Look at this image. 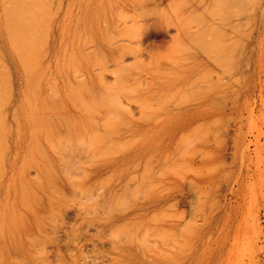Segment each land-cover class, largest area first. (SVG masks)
I'll use <instances>...</instances> for the list:
<instances>
[{
    "label": "rangeland",
    "instance_id": "rangeland-1",
    "mask_svg": "<svg viewBox=\"0 0 264 264\" xmlns=\"http://www.w3.org/2000/svg\"><path fill=\"white\" fill-rule=\"evenodd\" d=\"M237 1L0 0V162L31 191L48 180L0 261L264 264V0ZM153 8L162 26L140 42L134 23ZM109 37L138 57L118 63ZM184 74L193 85L161 87Z\"/></svg>",
    "mask_w": 264,
    "mask_h": 264
},
{
    "label": "bare ground",
    "instance_id": "bare-ground-1",
    "mask_svg": "<svg viewBox=\"0 0 264 264\" xmlns=\"http://www.w3.org/2000/svg\"><path fill=\"white\" fill-rule=\"evenodd\" d=\"M99 1V0H98ZM110 1V0H109ZM171 2H172V0H170ZM187 1V0H186ZM189 1V0H188ZM236 1V0H235ZM238 1H241V0H238ZM237 1V2H238ZM176 2H177V0H176ZM236 2V3H237ZM100 3V2H99ZM99 3H98V5H99ZM115 3V2H114ZM173 3H175L174 2V0H173V2H172V5H173ZM177 3H180V0H178V2ZM177 3H175V5L177 4ZM235 3V2H234ZM232 1H231V5L232 4H234ZM243 3V2H242ZM239 4H241L240 2H239ZM97 4H96V6H97V11L96 10H94V12H98V13H100L101 12V7H100V9H99V6H98ZM115 5V4H114ZM169 5H170V3H169ZM177 5H179V4H177ZM234 5H237V4H234ZM234 5H232V7L234 6ZM101 6V5H100ZM116 6V5H115ZM136 5H134V7H135ZM138 6H141V5H138ZM171 6V5H170ZM169 6V7H170ZM238 6V5H237ZM105 7V6H104ZM119 7V6H118ZM144 6H141L140 8H143ZM171 7H173V6H171ZM175 7V6H174ZM192 7H194V6H192ZM138 8V7H137ZM137 8H136V12L138 11L137 10ZM164 8H166V7H164ZM177 8H179V7H177ZM234 8V7H233ZM235 8H236V6H235ZM95 9V8H94ZM103 9H105V8H103ZM115 9H117V8H115ZM154 9V8H153ZM158 9L159 8H157L156 10H155V12H156V20H153V18H152V20L150 19V20H145L146 19V15H143V17H145L144 19L142 18V20H144L143 22L142 21H139V23H134V25H135V27L137 28L138 27V37L140 38V42L141 41H145V40H149L151 43H152V41H154L155 42V39H157L156 38V36H157V32H159L160 31V27L162 26V24H160V21H157V12H158ZM162 9V8H161ZM161 9H160V11H161ZM98 10H100V12L98 11ZM142 10V9H141ZM162 10H164V9H162ZM170 10H172V9H170ZM173 10H175L174 8H173ZM172 10V11H173ZM237 10V9H236ZM115 11V10H114ZM117 11V10H116ZM116 11H115V13H116ZM144 11H146V9L145 10H142V12H144ZM152 11V10H151ZM151 11H149V12H147V13H151ZM141 12V11H140ZM155 12H152L151 14H155ZM165 12V11H164ZM176 12H178L177 11V9H176ZM229 11H226L225 13L227 14ZM238 12H239V10H238ZM238 12H236V13H238ZM97 13V14H98ZM119 13V12H118ZM132 13H134V12H132ZM146 13V14H147ZM163 13V12H162ZM166 13V12H165ZM233 13H234V11H233ZM235 13V14H236ZM240 13H242L241 11H240ZM111 14V13H110ZM158 14H159V12H158ZM160 14H161V12H160ZM225 14V15H226ZM95 15V14H94ZM101 15V14H100ZM112 15V14H111ZM163 15H164V13H163ZM192 15V14H191ZM238 15L239 14H237V17H238ZM96 16V15H95ZM136 14H135V18H136ZM142 16V15H141ZM162 16V15H161ZM164 16H166V15H164ZM227 16L229 17V13L227 14ZM97 18L99 17V16H96ZM101 17V16H100ZM163 17V16H162ZM227 17V18H228ZM236 17V16H235ZM96 18V19H97ZM105 18V17H104ZM130 18H134V16L133 17H130ZM161 18V17H160ZM188 18V17H187ZM194 18H195V16H194ZM138 19V18H137ZM147 19H148V17H147ZM159 19V18H158ZM189 19H190V17L188 18V22H190L189 21ZM197 19V18H196ZM98 20V19H97ZM134 20V19H133ZM160 20V19H159ZM185 20V19H184ZM183 20V21H184ZM191 20V19H190ZM200 20V19H199ZM222 20H224L223 18H222ZM242 20V19H241ZM240 20V21H241ZM99 21V20H98ZM192 21V20H191ZM201 21V20H200ZM202 21H203V19H202ZM202 21H201V23H202ZM205 21V20H204ZM138 22V21H137ZM209 21H207L206 22V24L208 23ZM212 22V21H211ZM115 26H116V24L115 23H113ZM121 24H124V23H122L121 22ZM186 24V23H185ZM188 24V23H187ZM199 24V23H198ZM203 24V23H202ZM205 24V25H206ZM209 24V23H208ZM212 24V23H211ZM220 24V23H219ZM233 24V23H232ZM125 25V24H124ZM139 25V26H138ZM201 25V24H200ZM187 26H189V24L187 25ZM209 26V25H208ZM211 26H213V27H211ZM210 26V29L211 28H213L212 29V31L213 30H215L216 28H214V27H216V25L215 24H212ZM219 26V25H218ZM228 26H230L231 27V23L228 25ZM233 26V25H232ZM237 26V25H236ZM124 27H126V25L124 26ZM186 27V26H185ZM199 27V26H198ZM197 27V28H198ZM238 27H240L239 25H238ZM237 27V28H238ZM187 28V27H186ZM204 28V26L202 27V29ZM218 28V27H217ZM222 28V27H221ZM241 28V27H240ZM201 29V28H200ZM200 29H198V30H200ZM205 29L207 30V28H204V31H205ZM233 31H237V29H236V27L234 26V27H232L231 28ZM186 30H189V29H186ZM198 30L196 31V32H198ZM224 30H226V29H224ZM224 30H220V32L221 31H224ZM239 30V29H238ZM203 31V32H204ZM212 31L210 30V33H212ZM218 31V30H217ZM216 31V32H217ZM227 31V30H226ZM188 32V31H187ZM190 32V31H189ZM194 32V31H193ZM193 32H191L192 33V35H195V33L193 34ZM201 32V31H200ZM198 33L200 36L203 34V32L202 33ZM207 32V31H206ZM206 32H204V34L206 33ZM209 32V31H208ZM215 32V33H216ZM229 32V31H228ZM232 31H230V33H226L225 31H224V33H226V34H230L232 37H233V34H234V32H232ZM106 33V32H105ZM191 33H188L189 34V36H190V34ZM218 33V32H217ZM106 34H108V33H106ZM186 34V33H185ZM203 34V35H204ZM239 34V33H238ZM240 34H242V31H241V33ZM243 34H245V33H243ZM199 35L197 36V33H196V36H195V38H193V36H191L190 38H189V41L191 40V38H192V41H193V39H196V38H198L199 37ZM202 35V36H203ZM206 35H208V34H205V36ZM218 35V34H217ZM246 35V34H245ZM186 36V35H185ZM205 36L204 37H202V41H203V38H205ZM220 36H222V38L224 39V38H226V36H225V34L224 35H220ZM230 36V37H231ZM249 36V35H248ZM208 37V36H207ZM229 37V38H230ZM239 37V36H238ZM242 37V36H241ZM116 38V37H115ZM139 38H138V40H139ZM228 38V37H227ZM237 38V37H236ZM248 38V37H247ZM107 39V41H106V43H110V41H112L111 40V38L109 37V38H106ZM105 39V40H106ZM108 39H110V41L108 40ZM114 39V38H113ZM206 39V38H205ZM216 39V38H215ZM232 40H233V38H231ZM242 39V38H241ZM104 40V41H105ZM115 40V39H114ZM121 40H122V42H124L125 40H123V39H119L117 42H121ZM197 40H199L200 41V39L198 38ZM197 40H195L194 42H198ZM229 40V41H228ZM227 41L229 42V44H231V43H234V44H232V46L230 45V47L229 48H227V42L225 43V46H226V48L227 49H229V51H231L230 50V48L231 49H233L234 50V48L236 47L237 48V46L235 45L236 43L235 42H230L231 40L230 39H228ZM240 40V39H239ZM246 40V39H245ZM99 41V40H98ZM148 41V42H149ZM191 41V43H194V42H192ZM208 40L206 39L205 40V42L203 41V42H198L197 44H195V45H198V46H200L199 44L201 43V44H203V43H205L206 44V42H207ZM213 41H215V44L218 42V39L217 40H212V42ZM217 41V42H216ZM220 41V40H219ZM224 41V40H223ZM222 41V42H223ZM101 42V41H100ZM115 42V43H114ZM114 42H111L110 44H112V46H114L117 42L116 41H114ZM121 42V43H122ZM128 42V41H127ZM136 42V41H135ZM147 42V43H148ZM153 42V43H154ZM208 42H210V39H209V41ZM207 42V44L209 45V43ZM248 42H250L249 41V39H248ZM114 43V44H113ZM126 43V42H125ZM129 43V42H128ZM130 43H133V42H130ZM146 43V44H147ZM152 43V44H153ZM214 43V42H213ZM219 43H221V42H219ZM218 43V44H219ZM237 43H239V42H237ZM118 44V43H117ZM143 44H144V42H143ZM155 44V43H154ZM205 44H203V45H201L202 47H201V49H203V46H204V50H206V48L208 47V45L207 46H205ZM215 44H213V45H211L212 46V48H215V46H217V44L215 45ZM223 44V43H222ZM221 44V45H222ZM229 44H228V46H229ZM249 44V43H248ZM101 45H103V44H101ZM109 45V44H108ZM215 45V46H214ZM240 45V43L238 44V46ZM246 45H247V43H246ZM126 46H129V48H127ZM185 45H183L182 47H184ZM210 46V45H209ZM224 45H222L221 47H225ZM233 46H235V47H233ZM115 47H117V48H120V49H118L117 50V48L115 49ZM114 48H112V50L113 51H116L117 50V53H118V51H120V50H122V52H123V54L120 56V55H118V63H122L125 59V54L127 53V55H128V49H129V53L130 54H133V53H131L132 51H134V53L136 54V52H135V50L134 49H132V47L130 48V45H127V44H118V46L116 45ZM140 46H138V48H139ZM178 47V46H177ZM181 47V48H182ZM220 47V46H219ZM241 47H242V44H241ZM250 47V46H249ZM108 48V47H107ZM186 48V51H189V50H187V48H189L188 46H186L185 47ZM185 48H183L184 50L183 51H185ZM200 48V47H199ZM212 48H211V50H212ZM218 47H216L215 49H217ZM235 48V49H236ZM110 49H111V46H110ZM115 49V50H114ZM175 49H177L178 50V48H176L175 47ZM191 49H194V48H191ZM191 49H190V51H191ZM200 49V50H201ZM208 49H210V47H208ZM226 49V50H227ZM239 49V47L237 48V50ZM242 49V48H241ZM132 50V51H131ZM177 50H175V51H173V53L175 52V53H177ZM210 50V51H211ZM226 50L224 51V50H220V51H218L219 53L221 52V51H223L224 53H225V55L223 54V53H220L219 55H217V56H215V57H213V59H217V58H219V56H222V55H224L226 58H227V54H226ZM232 50V51H233ZM252 50V49H251ZM111 51V50H110ZM182 51V52H183ZM193 51V50H192ZM203 51V50H202ZM210 51H209V53H210ZM216 52V50H212V52L211 53H213V52ZM121 52V51H120ZM179 52H181L180 51V49H179ZM178 52V53H179ZM208 51H206L205 53H207ZM236 52V51H235ZM189 53V52H188ZM208 53V54H209ZM232 53L233 52H231L230 54V56H229V53H228V56H229V60H231L230 58H231V56H232ZM250 53H252V51H250ZM114 54V53H113ZM113 54H112V56H113ZM214 54V53H213ZM218 54V53H217ZM249 54V53H248ZM115 55H117V54H114V56ZM138 55V51H137V54H136V56ZM143 55V54H142ZM250 55V54H249ZM113 56V57H114ZM119 56H120V58H119ZM183 56V55H182ZM189 56V55H188ZM122 57H123V59H122ZM138 57V56H137ZM140 57V56H139ZM156 57V56H155ZM185 57H186V55H185ZM184 57V58H185ZM208 57H210V56H208ZM252 57V54H251V56H249V58L248 59H250ZM115 58V57H114ZM170 58V57H169ZM168 58V59H169ZM172 58H174V57H172ZM176 58V57H175ZM187 58V57H186ZM189 58V57H188ZM187 58V59H188ZM212 58V57H211ZM223 58V57H222ZM222 58L220 57L219 58V60H216V61H219L220 62V59H221V61H222ZM225 58V60L227 61V62H230V61H228V58L226 59ZM234 58V57H233ZM232 58V59H233ZM235 58L236 59H238L236 56H235ZM122 59V60H121ZM167 59V60H168ZM190 59H192V58H190ZM212 59V60H213ZM159 60V59H158ZM181 60H182V58H181ZM184 60V59H183ZM186 60V59H185ZM223 60H224V58H223ZM120 61V62H119ZM170 61V60H169ZM187 61V60H186ZM185 61V62H186ZM189 61V60H188ZM226 61H224V62H226ZM233 61H234V63H235V60L233 59ZM232 60H231V62H233ZM248 61V60H247ZM15 62V61H14ZM160 62V61H159ZM171 62H173L174 63V61H171ZM179 62H180V60H179ZM184 62V61H183ZM226 62V63H227ZM249 62V61H248ZM120 63V64H121ZM161 63V62H160ZM159 63V64H160ZM181 63V62H180ZM221 63V62H220ZM219 63V64H220ZM251 63V62H250ZM157 64H158V62H157ZM175 64V63H174ZM230 63H228V64H225V66L224 65H221V67L223 66V67H225V72L226 71H229L226 67H227V65L230 67L231 65H229ZM233 64V63H232ZM180 65V64H179ZM236 65H237V63H236ZM177 66H178V64H177ZM186 66V65H185ZM234 66V65H233ZM180 67V66H179ZM182 68H183V66H181ZM155 69V68H154ZM157 69V68H156ZM155 69V70H156ZM185 69H189L188 67L187 68H185ZM184 69V70H185ZM222 69V68H221ZM227 69V70H226ZM231 69V68H230ZM171 70V69H170ZM164 71H165V69H164ZM172 71H174V69H172ZM160 71L158 70V73H159ZM189 72V71H188ZM187 72V73H188ZM230 72V71H229ZM164 73V72H163ZM173 73V72H172ZM171 73V74H172ZM162 74V73H161ZM174 74V73H173ZM176 74V73H175ZM178 74V73H177ZM140 75V74H139ZM166 75H168V74H166ZM170 75V74H169ZM178 75H180V74H178ZM185 75V74H184ZM17 76H18V79L20 78V75H19V72L17 71ZM253 76V75H252ZM174 77V76H173ZM188 78H189V76L186 74L184 77L182 76V77H175V78H168L167 77V80L165 81V83H163V85L161 86V87H166L167 88V90L169 89V88H173L174 86H177L178 84H182V83H184V84H188L187 82H189L188 81ZM206 78V77H205ZM232 78V77H231ZM230 78V79H231ZM190 79V78H189ZM207 79V78H206ZM234 79V78H233ZM219 80V79H218ZM217 80V81H218ZM238 80V79H237ZM163 81V80H162ZM196 81V80H195ZM194 81V82H195ZM198 81V80H197ZM222 81V80H221ZM186 82V83H185ZM193 80L191 79V82H189L190 84H192L193 85ZM234 82H236V80L234 79ZM207 83V85L209 84V81H207L206 82ZM210 83H211V81H210ZM225 83V82H224ZM162 84V83H161ZM190 84H188V85H190ZM212 84V83H211ZM187 85V86H188ZM207 85H205V86H207ZM219 85V84H218ZM217 85V86H218ZM198 86H200V85H198ZM197 86V87H198ZM209 86H211V85H209ZM217 86H215V88L217 87ZM222 86H224V85H222ZM160 87V88H161ZM204 87V86H203ZM202 87V88H203ZM206 88V87H205ZM205 88L203 89V90H205ZM209 88V87H208ZM199 89H200V92H202V90H201V88L199 87ZM210 89V88H209ZM229 89V88H228ZM228 89H226V90H228ZM207 90V89H206ZM205 90V91H206ZM211 90V89H210ZM234 90V89H233ZM197 91H199V90H197ZM211 91H213V90H211ZM207 92H209V91H207ZM221 92V91H220ZM220 92H218L219 94H220ZM225 92V91H224ZM236 92V91H235ZM199 93V92H198ZM210 93V92H209ZM202 94H204V93H202ZM201 94V95H202ZM207 94V93H206ZM217 94V93H216ZM218 94V95H219ZM224 94V93H223ZM91 95V94H90ZM200 95V96H201ZM217 95V96H218ZM168 96V95H167ZM166 96V97H167ZM216 96V95H215ZM93 97V96H92ZM96 98H98V96L96 95L95 96ZM214 97V96H213ZM224 97H225V95H224ZM90 98V97H89ZM198 98V97H197ZM214 98H216V97H214ZM218 98V97H217ZM222 98V97H221ZM220 98V99H221ZM92 99H94V97L92 98ZM199 99V98H198ZM214 100V99H213ZM217 100V99H216ZM64 101H66L65 99H64ZM179 101V100H178ZM183 102V101H182ZM181 102V103H182ZM92 103H93V101H92ZM174 103H177V101L176 102H174ZM179 104V103H178ZM177 104V105H178ZM94 105V104H93ZM175 105V104H174ZM176 105V106H177ZM97 105H95L94 107H96ZM101 106V105H100ZM180 106V105H179ZM184 106V105H183ZM190 106H192V105H190ZM195 106V107H194ZM198 106H201V105H199L198 104ZM193 107L194 108H197V106L196 105H193ZM202 107H204V106H202ZM76 108H79V106L78 107H75V109ZM85 108V107H84ZM92 108V106H90V109ZM101 108V107H100ZM156 108H158V107H156ZM191 108V107H190ZM200 108V107H199ZM81 109V108H80ZM95 109V108H94ZM93 109V110H94ZM188 109V108H187ZM191 109H193V108H191ZM85 110V109H84ZM97 110V109H96ZM159 110V109H158ZM165 110V109H164ZM167 110V109H166ZM189 110V109H188ZM142 111V110H141ZM181 111V110H180ZM83 112V111H82ZM73 114V113H72ZM119 117V116H118ZM121 119V118H120ZM123 121V120H122ZM60 122L63 124V126H60V125H58L59 126V128L61 129V127H63L64 129L63 130H65L64 131V133H66L67 134V136H71L72 135V137H73V135H75V133H76V131H77V135H80L81 133H83L82 131L83 130H81V129H75V128H72V127H67V126H65L66 125V120L63 118V119H61L60 120ZM148 123H150L149 121H148ZM153 123H154V121H153ZM151 126H154L155 128H156V126L155 125H153L152 123H151ZM136 130L135 131H138L139 129H137V128H135ZM79 130H81V132L79 131ZM78 131H79V133H78ZM84 134V133H83ZM82 135V134H81ZM80 135V137H82ZM73 139H74V137H73ZM127 161V158L126 157H123V159H121V160H116V162L114 161V162H111L110 164H108V165H106L105 166V170H110V171H115L116 170V168H117V163H125ZM102 167H100L99 169H96V170H99V171H101L100 169H101ZM103 169H104V167H103ZM13 167H12V164L10 165V168H9V166L7 167L6 165H4V164H2L1 162H0V219L1 218H5V222L4 223H0V233L3 231L4 232V230H5V232L3 233L2 232V234H0V237L1 238H3V239H1L0 238V251H3L2 252V254L4 253L5 254V248H7V250H6V252L8 251V253H6V256L5 257H7L8 258V256L11 254L10 252L14 249H17V247L18 246H16V248H15V242H16V239H15V237H17L16 235L19 233H17L16 231H19V229H17L16 230V228L14 227V223H29V222H27L28 221V218H29V213L26 211V209L25 208H28L29 210H31V208H33L34 209V206L31 204V203H29V205L30 206H28V200L31 198V196L33 195L34 197H35V195L38 193V191H45V189H46V187L44 188L43 187V184H47L48 182V180L47 179H45L46 181H44V182H40V181H42V179L40 180V179H36L35 181L36 182H34L33 181V183L35 184V185H37L38 187H37V189H38V191L37 190H33V191H31L32 189H35V188H32L31 190L30 189H28V181L29 180H27L26 178L24 179V178H22V180H21V182L18 180V179H16V177H15V175L13 174ZM98 171V172H99ZM94 172H97V171H95L94 170ZM101 172H103V171H101ZM27 180V181H26ZM34 180V179H33ZM39 181V182H38ZM20 182V183H19ZM45 182H47V183H45ZM38 183V184H37ZM39 183H41V184H39ZM31 186V185H30ZM45 186V185H44ZM32 187V186H31ZM31 187H29V188H31ZM35 187V186H34ZM19 195H21V196H19ZM18 196H19V199L17 200V198H18ZM33 198V197H32ZM35 199V198H34ZM33 199V200H34ZM35 202V201H34ZM32 203H33V201H32ZM16 204H18V207H19V211H18V213L16 212H14L15 211V209H17V208H15L14 209V207H16ZM18 210V209H17ZM35 210V209H34ZM16 214V215H15ZM32 224V223H31ZM24 225H26V224H24ZM30 225V224H29ZM26 227V226H25ZM4 228V229H3ZM15 228V229H14ZM27 228V227H26ZM33 228V227H32ZM27 229H29V228H27ZM31 231V230H30ZM34 231V230H33ZM23 232H25V231H23ZM27 233V232H26ZM30 233V232H29ZM39 233V232H38ZM20 235V234H19ZM25 235H27V234H25ZM29 235H31V234H29ZM3 236V237H2ZM25 237V236H24ZM27 237H29V236H27ZM27 239H29V238H27ZM3 240V241H2ZM22 240V237H21V239L19 240V241H21ZM29 242V241H28ZM32 242V241H31ZM27 244V243H26ZM28 244H30V242L28 243ZM27 244V245H28ZM18 245V244H17ZM32 246H33V244H32ZM26 247H28V246H26ZM30 247V246H29ZM35 247V246H34ZM23 248V247H22ZM18 249H19V247H18ZM17 249V250H18ZM27 249V248H26ZM30 249V248H29ZM28 249V250H29ZM9 250H11V251H9ZM22 249H21V247H20V251H21ZM23 250H24V248H23ZM1 254V253H0ZM9 254V255H8ZM16 255V254H15ZM10 257V256H9ZM11 257H12V255H11ZM10 257V258H11ZM15 257V256H14ZM3 258H4V255H3ZM9 258V259H10ZM4 260H7V259H5L4 258ZM3 260V261H4ZM11 260H12V258H11ZM3 261H0V263H7L8 262V264H12L11 263V261H6V262H3ZM179 261V260H178ZM13 262H16V261H13ZM17 263V262H16ZM184 264H192V262H186V263H184Z\"/></svg>",
    "mask_w": 264,
    "mask_h": 264
}]
</instances>
